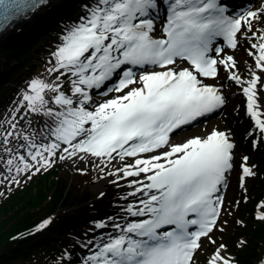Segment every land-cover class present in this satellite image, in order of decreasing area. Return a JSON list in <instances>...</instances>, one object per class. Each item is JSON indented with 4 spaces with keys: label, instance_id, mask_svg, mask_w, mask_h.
Here are the masks:
<instances>
[{
    "label": "snow or ice",
    "instance_id": "obj_1",
    "mask_svg": "<svg viewBox=\"0 0 264 264\" xmlns=\"http://www.w3.org/2000/svg\"><path fill=\"white\" fill-rule=\"evenodd\" d=\"M44 3L0 0V21L10 22ZM160 3L167 6V16L157 38L152 14L158 16ZM217 38L232 50L241 38L249 43L247 55L254 63L247 76L236 71L237 61L225 47L215 46ZM52 55L47 71L56 82L33 79L22 97L29 111L51 120L49 142L24 137L27 153L18 156L16 173L35 175L57 159L94 157L101 170L124 162L108 175L143 177L130 181L129 195L147 199L125 211L146 218L123 225L113 221L120 234L97 245L87 264H198L204 240L215 244L212 233L223 230L219 193L235 168V145L224 130L178 143L172 134L181 136L185 126L219 112L227 100L220 81L227 79L242 92L245 112L264 136V0L236 15L221 0H93ZM61 77L69 82L70 95ZM92 90L118 95L96 103ZM248 159L243 157L237 172L241 187L253 175ZM260 209L264 213V204ZM257 218L264 221V214ZM225 250L221 244L207 264H232Z\"/></svg>",
    "mask_w": 264,
    "mask_h": 264
},
{
    "label": "rangeland",
    "instance_id": "obj_2",
    "mask_svg": "<svg viewBox=\"0 0 264 264\" xmlns=\"http://www.w3.org/2000/svg\"><path fill=\"white\" fill-rule=\"evenodd\" d=\"M88 4H90V1L86 5ZM86 5L79 6L82 12L75 16L72 25L79 21L81 16L85 15ZM65 30L57 35L60 38V42L52 45L47 52L41 54L36 52L39 49V45L45 39L33 48L32 53L35 54L33 55L36 59H40V63L36 65L35 69H31V64L28 62L32 59V56H25L26 63L18 70L17 75L13 79L3 80L0 97L4 99L7 97V100L2 101L0 98V205L7 202L13 193L27 188L32 182V190H35L34 180L41 175H47L52 167H58L65 179L67 189L73 191V198L76 199L81 193L83 195L85 193L91 195V201L85 207H78L73 202L72 207L63 209V213H75L79 217L77 219L78 224H75L73 233L68 235V239L77 242L81 246L78 252L80 255V262L78 264H87V257L95 252L93 249L97 246L96 244L92 247L89 244L92 241L90 236L98 230L94 225L104 223L106 226L115 227L114 224H108L107 221L113 216L111 213L117 210L115 206L121 204L119 198L123 196L125 191L115 190L117 183L121 182L122 179L117 176H110L108 173L114 172L117 166H123L124 162L117 164V161H113L101 170V166L95 164V158H90L87 165L73 164L68 162L69 160L60 161L57 159L53 166L35 175L31 173L17 174L15 171L18 156L26 155L27 153V148L22 147L26 145L23 139L24 137L29 138L28 142L37 144L49 142L45 137L48 133L47 125L51 123V120L43 114H36L29 111L24 107L22 97L33 79H42L50 83L56 82L55 75L50 74L47 69L53 66L50 63L53 60L52 54L60 45L61 37L65 33ZM243 40L245 41L244 38ZM239 45L242 48V56L237 62V72L247 76V69L252 67L254 60L253 57L247 55V50L250 46L249 43L246 42L245 45H242L240 41ZM0 69L4 73H11L13 66H10L6 70L5 67L0 65ZM221 73L225 76L227 75L223 71ZM59 82L64 85L63 91L65 94L70 95V84L67 78L61 77ZM230 90V95H227L223 90L227 97V105L222 113H229L228 119L231 125L230 128L218 126L217 129L226 130L236 142L235 168L230 174L227 186L224 188L226 202L222 211V218L218 224L223 230L212 233V239L215 241V244L204 240V250L198 254V264H207L210 258L209 254L213 253L221 244L225 246V256L232 261V264H242L235 257H239L243 251L246 256L253 251L252 255L248 257L250 264H264V235L261 238H256L253 244H249L252 236L247 234V231L254 225L253 221L263 222L257 217L260 214H264L261 213L260 209V206L264 204V191L260 193L257 191L256 194L255 189L259 188L261 191L262 187H264V136L254 127V122L246 114L245 97H243L242 92L234 84L231 85ZM91 94L96 103H102L118 95L114 92L107 95L94 94L93 92ZM45 97L51 101L53 94L45 93ZM48 106L55 108V105L51 102ZM23 117H25V121H23ZM212 126V122L208 121L199 126L187 129L181 136H176V140L180 141L189 135H203L212 130ZM9 132L14 133V135L8 136V142L4 143L5 136ZM245 156L249 158L247 166L251 168L253 178L250 182H244V186L241 187L237 172ZM9 159H13L14 161L11 166L7 164ZM132 159L126 158V161L131 162ZM107 179L109 181L106 183L105 192L93 190V187L97 183ZM14 180H18V183L13 182ZM43 214L45 213L41 212L39 215ZM60 215L61 213H59ZM248 217L253 219H248ZM5 219L6 216L0 215V222H3ZM116 219L123 218L117 217ZM250 220L252 223L249 222ZM247 221L250 223L249 225ZM242 241L244 242L243 244L241 243ZM71 249L67 250V254L60 252L57 255H50L46 252L37 254L35 252L29 260L19 259V261L13 264H59L61 259L67 258L72 253L70 251Z\"/></svg>",
    "mask_w": 264,
    "mask_h": 264
},
{
    "label": "trees",
    "instance_id": "obj_3",
    "mask_svg": "<svg viewBox=\"0 0 264 264\" xmlns=\"http://www.w3.org/2000/svg\"><path fill=\"white\" fill-rule=\"evenodd\" d=\"M85 2L86 0H82V4ZM66 9H68L67 6L60 12L63 13ZM77 9H71L69 13H64V16L70 17ZM55 10L54 6L49 13L52 14ZM64 23V19L60 22L50 21L48 23L40 16H36L2 40L0 65L6 70L10 66H13V69L11 73H4L0 69V89L3 88V80L13 79L18 70L24 66L25 56H32L28 62L31 64V69H35L40 59H36L35 54L32 53L33 48L45 39L36 52L40 54L47 52L51 44L58 41L57 37L50 34L49 29H52L54 33H59L64 28ZM64 180L61 170L54 167L47 175H41L34 180L35 190H32V182L27 188L13 193L7 202L0 205V215L6 216V219L0 222V264H13L19 259L27 261L35 252L57 255L60 252L66 253L68 249L76 248L73 247L75 242L68 239V235L73 233L79 217L75 213H63V209L72 207L73 202L78 207H85L91 201V195L81 193L76 199L73 198V191L67 189ZM255 191L256 194L257 191L258 193L263 192L264 187L261 191L259 188ZM41 212L45 214L39 215ZM59 213H61L60 216ZM248 219L253 218L248 217ZM45 221L51 222L45 228L40 229V225ZM249 222L252 223L251 220ZM249 222L247 221L248 225ZM253 223V227L247 231V234L252 236L249 244H253L256 238L264 235V221L261 223L253 221ZM37 229L40 230L38 234H32ZM252 253L253 251L246 256L243 251L238 260L242 264H250L248 257ZM70 262L71 258H64L59 264H74Z\"/></svg>",
    "mask_w": 264,
    "mask_h": 264
},
{
    "label": "bare ground",
    "instance_id": "obj_4",
    "mask_svg": "<svg viewBox=\"0 0 264 264\" xmlns=\"http://www.w3.org/2000/svg\"><path fill=\"white\" fill-rule=\"evenodd\" d=\"M260 1L257 3V5L254 7V9H256L259 5ZM257 27H259V25H257ZM241 43L242 45H245L246 42L243 40V38H241ZM240 45H238L239 47ZM235 50H226L227 51V54H230V55H233V57L235 58V60L238 62L239 58H241L242 54H241V47H239ZM237 71V69H236ZM220 76L221 77H226L225 75H223L222 73H220ZM221 83L224 84V92L227 94V95H230L231 93V90H230V87L231 85L233 84L232 82L228 81L227 79H222L220 81ZM228 115L229 113H222L221 116H217V117H213L210 121L212 122V129L214 128H218V126H224L225 128H230V120L228 119ZM261 118H264V115H262ZM194 137V135H189V137ZM181 139V138H180ZM89 158L86 157L85 160H79V159H74V160H69L68 162L70 163H75V164H82V165H87V163L89 162ZM95 164L98 165L97 163V160L95 158ZM117 164H120V161L117 160ZM253 178V176H250L248 178H246L244 180V182H250L251 179ZM132 179H143V177L141 178H124L122 179L121 182H118L117 183V186L115 187V190L118 191V190H121V191H125L123 193V196H121L119 199H120V202L121 204L120 205H116V213L119 214V216H121V218H124V217H127L128 214L125 209L126 207H133V209L135 210V208L137 207H140V200L141 199H147L146 196H143L142 194L140 193H137L135 196H132V195H129V193H131L133 191V188L129 187V183ZM109 181V179L107 180H102L101 182L97 183L94 187H93V190L94 191H97V192H105L106 191V183ZM146 182V180H145ZM124 197H127L126 199ZM133 198V199H132ZM113 213V212H112ZM110 223H113V221L117 222L115 219H110L109 220ZM122 221V220H119V222ZM120 234V233H119ZM118 234L116 233L115 234V237L117 236Z\"/></svg>",
    "mask_w": 264,
    "mask_h": 264
},
{
    "label": "water",
    "instance_id": "obj_5",
    "mask_svg": "<svg viewBox=\"0 0 264 264\" xmlns=\"http://www.w3.org/2000/svg\"><path fill=\"white\" fill-rule=\"evenodd\" d=\"M25 120V118H23Z\"/></svg>",
    "mask_w": 264,
    "mask_h": 264
}]
</instances>
